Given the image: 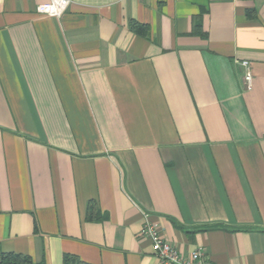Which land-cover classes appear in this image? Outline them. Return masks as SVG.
Instances as JSON below:
<instances>
[{
  "label": "crops",
  "instance_id": "1",
  "mask_svg": "<svg viewBox=\"0 0 264 264\" xmlns=\"http://www.w3.org/2000/svg\"><path fill=\"white\" fill-rule=\"evenodd\" d=\"M45 1L0 0V249L264 264V0Z\"/></svg>",
  "mask_w": 264,
  "mask_h": 264
},
{
  "label": "built area",
  "instance_id": "2",
  "mask_svg": "<svg viewBox=\"0 0 264 264\" xmlns=\"http://www.w3.org/2000/svg\"><path fill=\"white\" fill-rule=\"evenodd\" d=\"M68 4L69 0H47L37 4L35 11L37 14L44 17H57L62 14ZM239 63L243 67V81L245 87L250 90L252 74L249 70V63L246 60L240 61ZM139 235L150 240L154 254L165 263L214 264L202 254L200 249L194 250L186 258L180 257L178 249L163 236L160 227L156 223L146 220L139 232Z\"/></svg>",
  "mask_w": 264,
  "mask_h": 264
},
{
  "label": "trees",
  "instance_id": "3",
  "mask_svg": "<svg viewBox=\"0 0 264 264\" xmlns=\"http://www.w3.org/2000/svg\"><path fill=\"white\" fill-rule=\"evenodd\" d=\"M136 32L143 30V27L138 24L133 23L131 26ZM30 258L28 256L12 253V252H3L0 249V264H30ZM62 264H86L80 261L73 255L65 254L63 255Z\"/></svg>",
  "mask_w": 264,
  "mask_h": 264
}]
</instances>
